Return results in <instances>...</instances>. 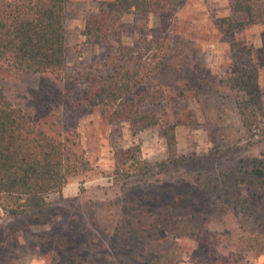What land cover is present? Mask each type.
Here are the masks:
<instances>
[{
    "label": "rangeland",
    "instance_id": "obj_1",
    "mask_svg": "<svg viewBox=\"0 0 264 264\" xmlns=\"http://www.w3.org/2000/svg\"><path fill=\"white\" fill-rule=\"evenodd\" d=\"M105 1L108 0L67 1V63L63 77L23 74L0 60V87L10 100L43 124L47 121L52 133L61 129L58 116L63 122H73L74 127L63 135L75 142V148L91 163L89 171L69 179L66 195L63 191L50 195L51 205L46 210L1 218L0 264H50L55 255L56 264H208L197 256L196 240L173 232L161 234L142 248L138 241L125 245L116 240L115 227L123 208L129 201L150 197L145 217L150 219L160 205L159 199L173 198L171 192L163 193L166 188L180 193L197 187L199 178L235 166L241 158L264 159V139L249 136L240 120L235 92L220 83L233 64H258L264 54V23L222 35L214 19L231 14V0H173L175 9L171 12L128 13L116 20L124 45L145 50L149 39L169 40L172 47L153 85L167 93L178 89L185 94L177 102L171 99L154 106L156 111L169 114L162 115L160 124L134 134L127 123L113 128L109 110L82 109L78 105L91 91L90 84L79 77L97 70L109 54L117 52L116 44L87 43L81 34L87 15L98 11ZM254 1L264 7V0ZM260 84L264 90V67L260 68ZM53 93L61 103L57 108L60 113L54 117L48 116L53 111L50 106L56 104L50 99ZM44 102L47 106H42ZM40 107L44 111L40 112ZM174 110L191 111L197 118L196 124L176 129L178 154L191 157L172 172L116 185L113 172L117 149L138 146L149 164L167 157L162 127L175 120ZM140 210L141 206H137L139 213L134 215L132 210V216L140 217ZM207 216L211 232L222 237V258H228L234 249L223 244V239L230 227H236V219L229 212L213 208ZM263 261L264 256L253 251L246 264H264Z\"/></svg>",
    "mask_w": 264,
    "mask_h": 264
},
{
    "label": "trees",
    "instance_id": "obj_2",
    "mask_svg": "<svg viewBox=\"0 0 264 264\" xmlns=\"http://www.w3.org/2000/svg\"><path fill=\"white\" fill-rule=\"evenodd\" d=\"M67 1L0 0V60L23 74L63 77L67 63ZM173 9V0H108L98 11L87 15L81 30L85 41L97 45L114 43L117 52L109 54L97 70L86 71L79 77L91 86L90 94L78 104L80 108L107 109L113 128L127 123L134 134L160 124L162 115L169 112H158L154 106L171 99L177 102L185 95L182 90L167 93L164 88L153 85L172 45L167 38L160 37L147 40L145 50L124 45L122 31L115 22L128 13L146 15L168 13ZM230 12L228 16L214 19L222 35L264 23V7L257 6L254 0H231ZM262 67L264 54L255 66L233 64L220 83L235 92L240 120L249 136L264 139ZM50 99L56 104L50 106L53 111H48V116L54 117L60 113L57 108L61 103L54 93ZM47 104L44 102L42 106ZM42 111L44 108L40 107ZM174 114L175 120L162 127L168 149L164 160L149 164L142 158L138 146L115 151L113 181L116 185L172 172L191 157L178 154L176 129L196 124L197 118L191 111L174 110ZM57 120L61 129L52 133L48 129L50 125L46 126L47 121L43 124L32 113L17 106L0 87L2 216L19 218L32 211L46 210L51 205V194L62 193L72 176L91 169L90 160L75 148V142L71 143L70 138L63 135L74 127L73 122H63L60 116ZM198 180L197 187L180 193L172 187L163 190L166 195L171 192L173 198L159 199L160 205L150 219L145 218L150 209L148 203L152 202L150 197L136 199V205L129 201L115 227L116 240L125 245L138 241L142 248L161 234L173 232L196 240L197 256L208 264H246L251 252L263 255L264 159L241 158L235 166ZM137 206H141V214L135 218L132 210L138 215ZM212 208L229 212L236 219V227H230L223 239V244L234 249L228 258H222L219 250L222 237L214 235L206 224ZM57 259L55 255L50 264H56Z\"/></svg>",
    "mask_w": 264,
    "mask_h": 264
},
{
    "label": "crops",
    "instance_id": "obj_3",
    "mask_svg": "<svg viewBox=\"0 0 264 264\" xmlns=\"http://www.w3.org/2000/svg\"><path fill=\"white\" fill-rule=\"evenodd\" d=\"M62 191H63V193H64L65 195H66L67 192H68V191H66V187H64ZM2 217H5V216H2V213L0 212V220H1ZM262 256H264V254H263ZM263 263H264V261H263ZM28 264H38V263L35 262V261H33V262H31V263H28Z\"/></svg>",
    "mask_w": 264,
    "mask_h": 264
}]
</instances>
